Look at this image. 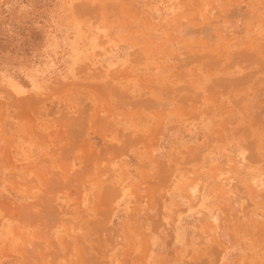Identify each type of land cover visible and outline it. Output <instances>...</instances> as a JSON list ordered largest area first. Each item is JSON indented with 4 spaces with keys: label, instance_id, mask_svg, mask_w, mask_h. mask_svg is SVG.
Segmentation results:
<instances>
[{
    "label": "rangeland",
    "instance_id": "obj_1",
    "mask_svg": "<svg viewBox=\"0 0 264 264\" xmlns=\"http://www.w3.org/2000/svg\"><path fill=\"white\" fill-rule=\"evenodd\" d=\"M1 73L0 264H264V0H0Z\"/></svg>",
    "mask_w": 264,
    "mask_h": 264
},
{
    "label": "crops",
    "instance_id": "obj_2",
    "mask_svg": "<svg viewBox=\"0 0 264 264\" xmlns=\"http://www.w3.org/2000/svg\"><path fill=\"white\" fill-rule=\"evenodd\" d=\"M33 71H31L30 73V83H31V87L32 89H35V87H37L36 85V81L35 79H33ZM0 85L2 87H4L6 90L9 91V93L14 96V97H17L19 96L20 94L23 93V88L9 75H7L6 73H1L0 74ZM17 157L22 159V160H27L28 159V154L25 152V151H22V152H18L17 154ZM116 166L117 164L116 163H113L111 165V169L112 170H115L116 169ZM175 175H179V177H184L185 178V175H183L182 173H176ZM182 184H184L185 186V182L182 180ZM183 186V187H184ZM182 187V188H183ZM89 196V190H86L85 192H83V196L81 197V203H82V206L83 207H87L88 206V200H87V197ZM129 199V188L126 187V188H122L121 189V193H120V196H119V199H118V204L121 203V202H125L126 203V200ZM175 201L174 202H171V204L163 207L162 205V212L165 214V215H168L171 210H172V207L174 205ZM203 202H199V204L201 205ZM207 207V206H205ZM165 208V210L163 211V209ZM208 208V207H207ZM206 212V211H205ZM179 215L176 217V219L171 223V228H172V238L173 239H176V240H180L181 242H184L182 245L179 243L177 246H179V249L177 251V258H176V261L174 264H184V256H185V252L190 249L193 251V245L191 244V242L189 243H186V238L188 236L187 232L184 230V227L181 225V222H182V218H178ZM178 219L179 222H178V230H179V234H177V236L179 237H173V226H174V223L175 221H177ZM163 221L166 222L168 221V218L167 217H164L163 218ZM55 232H57V230H55ZM127 237V235H126ZM173 239H172V242H173ZM173 244V243H172ZM156 246H154L152 249L155 250ZM231 253H229L228 255H230ZM151 259H152V255L149 256L148 260H147V264H152L151 263Z\"/></svg>",
    "mask_w": 264,
    "mask_h": 264
},
{
    "label": "bare ground",
    "instance_id": "obj_3",
    "mask_svg": "<svg viewBox=\"0 0 264 264\" xmlns=\"http://www.w3.org/2000/svg\"><path fill=\"white\" fill-rule=\"evenodd\" d=\"M245 151H243V149H241V152H240V155H241V159H245ZM207 201V200H206ZM200 202H202V200H200ZM203 204V203H202ZM205 208H207V207H205ZM212 208H214V204L213 205H210L209 207H208V210L210 209V210H212ZM218 207H215V209L213 210V213H212V216H211V219H212V221L214 222V223H217L218 221H219V217H220V210L219 209H217ZM215 210H217V211H215Z\"/></svg>",
    "mask_w": 264,
    "mask_h": 264
}]
</instances>
